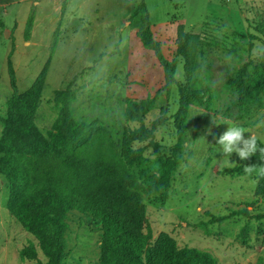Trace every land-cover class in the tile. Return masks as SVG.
<instances>
[{
	"label": "rangeland",
	"instance_id": "obj_1",
	"mask_svg": "<svg viewBox=\"0 0 264 264\" xmlns=\"http://www.w3.org/2000/svg\"><path fill=\"white\" fill-rule=\"evenodd\" d=\"M143 1L153 37L163 58L176 63L179 83L184 81V64L177 54L178 27L197 35L191 84L206 96L204 104L189 108L182 163L172 174L163 200L152 192L149 175L156 170L154 159L173 154L179 94L176 85L169 96L161 92L163 67L138 37L143 22L132 18L137 0H0V137L12 76L17 92L23 93L46 69L34 120L43 145L52 143L56 133L55 93L71 85L73 118L92 127L91 154L97 155H111L100 142L104 131L97 127L104 126L114 140L121 139L127 102L156 97L144 122L150 126L161 109L166 110L167 120L155 134L158 150L148 149V142L136 144L144 147V160L131 168L146 189L141 196L153 241L167 234L179 248L207 252L218 264L264 263V196L255 195L258 172L231 173L241 160L233 153L229 161L217 143L232 124L249 129L264 144V126L257 127L264 121V107H236L233 88L240 70L246 67L243 76L252 77L264 55V0ZM8 199V183L0 175V264L46 262L35 239L10 214ZM243 210L249 215H241ZM100 239V222L69 212L63 264H99ZM30 243L36 246L37 257L22 261L20 250Z\"/></svg>",
	"mask_w": 264,
	"mask_h": 264
},
{
	"label": "trees",
	"instance_id": "obj_2",
	"mask_svg": "<svg viewBox=\"0 0 264 264\" xmlns=\"http://www.w3.org/2000/svg\"><path fill=\"white\" fill-rule=\"evenodd\" d=\"M138 5L132 18H139L144 30L138 33L143 46L153 51L164 72L161 88L166 96L176 85L179 107L174 114L177 142L171 157L154 159L156 170L149 175L151 190L161 200L170 188L172 174L182 163L183 139L187 131L186 119L193 104H204L206 96L193 88L192 76L198 53V37L186 33L180 25L177 31V54L183 60L184 81L176 79V63L163 58L159 42L150 29L145 2ZM246 70V67H244ZM244 69L233 88L236 93L234 105L240 109L249 104L264 107V55L254 66L252 77L243 76ZM44 69L34 84L19 93L12 76V95L7 102L0 137V175L8 183V210L22 229L36 241L46 258L40 264H63L67 256L66 231L69 212L90 215L100 222L99 264H218L214 256L194 248H179L167 234H160L153 241V230L147 217L146 205L141 192L143 184L132 174L134 162H142L143 149L136 144L148 142L147 148L157 151L155 134L166 120V110L150 126L146 115L155 108L157 98L129 100L126 105V127L121 139L114 140L104 126L100 142L111 155L91 154V126L76 122L71 104L75 93L68 86L55 93L54 101L59 107L52 143H40L34 123L40 97L46 79ZM138 126L132 127L131 124ZM261 146H264L260 142ZM40 151L33 155L34 151ZM30 156V159H24ZM245 165H254L255 172L264 167V154L259 151L240 165L230 169L241 174ZM255 195L264 196V176L258 174ZM248 216L247 210L240 212ZM264 218V214L261 215ZM260 217V218H261ZM223 220V219H221ZM246 240H243L245 243ZM37 257L33 243L20 250L22 261ZM264 264V263H260Z\"/></svg>",
	"mask_w": 264,
	"mask_h": 264
},
{
	"label": "clouds",
	"instance_id": "obj_3",
	"mask_svg": "<svg viewBox=\"0 0 264 264\" xmlns=\"http://www.w3.org/2000/svg\"><path fill=\"white\" fill-rule=\"evenodd\" d=\"M261 126H264V121L257 124V127ZM245 133L251 132L241 125L229 124L227 131L217 139V143L220 145V151L224 154L225 158H229V161L233 153L237 154L240 160H248L258 151L264 154V146L260 145L259 137L251 133L250 137L245 138ZM209 134H211L210 129ZM244 171L251 174L256 171V168L254 165H245ZM258 174L264 176V167L258 170Z\"/></svg>",
	"mask_w": 264,
	"mask_h": 264
}]
</instances>
